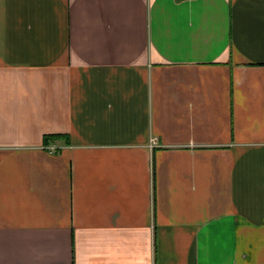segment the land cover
<instances>
[{
    "label": "crops",
    "instance_id": "1",
    "mask_svg": "<svg viewBox=\"0 0 264 264\" xmlns=\"http://www.w3.org/2000/svg\"><path fill=\"white\" fill-rule=\"evenodd\" d=\"M0 264H264V0H0Z\"/></svg>",
    "mask_w": 264,
    "mask_h": 264
},
{
    "label": "trees",
    "instance_id": "2",
    "mask_svg": "<svg viewBox=\"0 0 264 264\" xmlns=\"http://www.w3.org/2000/svg\"><path fill=\"white\" fill-rule=\"evenodd\" d=\"M58 139H67L66 136L64 135H50V136H45L43 139L44 145H48L49 143L56 141Z\"/></svg>",
    "mask_w": 264,
    "mask_h": 264
}]
</instances>
